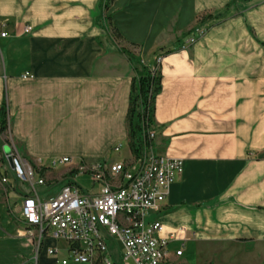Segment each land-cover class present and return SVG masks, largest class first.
Masks as SVG:
<instances>
[{"label":"crops","instance_id":"0c3cea01","mask_svg":"<svg viewBox=\"0 0 264 264\" xmlns=\"http://www.w3.org/2000/svg\"><path fill=\"white\" fill-rule=\"evenodd\" d=\"M0 30V105L22 158L47 167L127 157L125 47L158 66L152 146L182 162L162 209L147 217L164 234L181 231L171 263L264 264V0H114L105 13L101 0H0ZM1 199L0 186V264H60L65 253L48 255L49 239L37 250L35 230Z\"/></svg>","mask_w":264,"mask_h":264},{"label":"built area","instance_id":"2783aa9c","mask_svg":"<svg viewBox=\"0 0 264 264\" xmlns=\"http://www.w3.org/2000/svg\"><path fill=\"white\" fill-rule=\"evenodd\" d=\"M30 31L29 26L23 27L25 34ZM205 31L206 27L197 28L195 35L200 37ZM5 36L0 33L1 38ZM194 42L193 37L188 44ZM23 77L30 75L25 73ZM154 137L153 126L145 129L137 157L129 152V156L110 165L98 164L88 172L79 168L80 174L90 176L89 192L78 186L72 175L57 194L44 200L36 192V187L45 185L44 171L56 165L71 166L74 161L64 157L44 167L40 161L32 165L11 152L9 165L14 187L20 183L30 189L16 204L14 216L35 230L36 249L41 248L45 239L51 240L53 245L47 248V254L66 255L59 260L60 264H172L169 244L181 231L164 234L162 224L148 221L147 217L162 209L169 187L182 173V162L156 154L152 146ZM120 148L117 145L114 151ZM2 157L0 150L1 162ZM0 185L5 191L6 186L10 187L1 166ZM59 242L64 249L57 246ZM181 254V250L174 252L175 257Z\"/></svg>","mask_w":264,"mask_h":264},{"label":"trees","instance_id":"16d2710c","mask_svg":"<svg viewBox=\"0 0 264 264\" xmlns=\"http://www.w3.org/2000/svg\"><path fill=\"white\" fill-rule=\"evenodd\" d=\"M114 0H101V11L105 13ZM106 23V30L115 41L121 37L110 24V17H102L101 22ZM131 64L133 77L128 98L126 113L127 146L132 157H137L143 141L145 129L153 126L155 98L160 91V73L158 66L146 67L137 57L125 47L119 48ZM8 111L5 100L0 105V134L7 131ZM0 161H2L0 159Z\"/></svg>","mask_w":264,"mask_h":264},{"label":"rangeland","instance_id":"374dc122","mask_svg":"<svg viewBox=\"0 0 264 264\" xmlns=\"http://www.w3.org/2000/svg\"><path fill=\"white\" fill-rule=\"evenodd\" d=\"M200 28V27H199ZM1 32V30H0ZM195 34V33H194ZM0 50L2 53L5 52V47L0 45ZM11 140L8 134V131H6L5 133L0 135V150L2 151V158H3V162L0 161V166H1V171L5 174L7 181L9 183V179L12 176V180L14 182V176L12 175V172L9 173L8 167L6 164H9L10 161V148L12 150V153H15L16 155H18L19 157H21L15 150L14 146H11ZM128 146L126 147L125 145L122 146L121 150H120V155L121 156H128ZM22 158V157H21ZM130 159L131 156H130ZM122 160V159H121ZM120 160V161H121ZM114 162H119V161H104L105 165H110ZM97 166L96 164L92 163V162H82V161H74L73 165L71 166H66V165H56L54 168H52V171H49L46 173H43V178L45 180V185L41 186V187H36V192L37 195L39 197L40 200H44L48 195H55L59 192V190L61 189V187L66 183V177L65 175H73V180L74 182L80 186L84 191L89 192L92 189V184H91V179L90 176L88 174H80L79 168H82L83 170L85 169V171L88 172V170L90 168H93ZM1 186V201H3L4 205H5V209L7 214L13 219V221L17 222L14 216V208L16 206V204L19 202V199L15 197V195L17 196V193H28L30 189H28L27 186L23 185V184H18L17 188H13V186H11L13 188V191L10 190V187L6 186V191L3 189L4 187L2 185ZM94 190L96 191L97 188L96 186L94 187ZM10 192H14L15 195L11 196L8 195V193ZM8 195V197H7ZM112 247V245H111ZM111 247H109L110 249H112ZM114 255V253H113Z\"/></svg>","mask_w":264,"mask_h":264}]
</instances>
